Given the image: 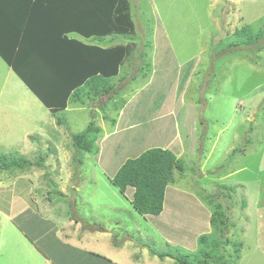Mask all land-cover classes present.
<instances>
[{"label": "rangeland", "instance_id": "obj_1", "mask_svg": "<svg viewBox=\"0 0 264 264\" xmlns=\"http://www.w3.org/2000/svg\"><path fill=\"white\" fill-rule=\"evenodd\" d=\"M129 1L140 45L118 78L108 80L115 88L112 99L93 113L86 105H71L57 115L63 122L58 125L0 59V156L34 161L38 155H48L43 169L0 173V264H43L39 262L43 256L23 236L21 228L29 227V218L56 224L61 219L60 227L69 219L81 220L80 232L89 231L84 223L112 226L116 240L133 237L134 243L126 245L123 255L139 257L140 264H173L152 257L145 244L186 254L193 263L200 259L197 239L203 234L196 233L187 245L167 243L151 224L153 219L146 222L130 205L132 189L123 195L111 185L121 161L106 167L107 160L77 153L72 147L71 135L82 132L87 122L97 127L104 114L109 130L124 108L127 119L136 125L151 128L156 124L149 110L166 130L177 124L186 168L182 175L175 172V184L169 185L167 195L171 188L181 190L190 195L184 199H192L194 206L200 201L210 214L212 206L203 196H217L228 217L224 237L229 242L211 253L214 260L209 264H264V39L249 47L217 44L244 25L255 31L264 18V0ZM155 33L158 37L163 33L179 68L157 58L153 63ZM173 72L190 76L181 90ZM188 206L193 208L191 203L184 204L180 213L193 214L192 209L186 211ZM178 222L179 227L188 226ZM208 228L205 234L211 233ZM219 237L214 235L216 241L223 238Z\"/></svg>", "mask_w": 264, "mask_h": 264}, {"label": "trees", "instance_id": "obj_2", "mask_svg": "<svg viewBox=\"0 0 264 264\" xmlns=\"http://www.w3.org/2000/svg\"><path fill=\"white\" fill-rule=\"evenodd\" d=\"M135 30L129 0H0V59L55 118L65 109L66 99L61 101L60 107H53V103L45 99L47 97L38 85V82L46 80L45 60L38 59V48L24 45L33 40L38 41V33L45 32L77 33L86 38L95 36L101 44L106 36L110 37L111 42L118 37L130 39L135 35ZM262 39H264V18L255 31L252 26L244 25L217 44L224 46V41L226 43L224 47L228 48L249 47L260 43ZM73 43L81 47L80 42L73 41ZM83 47L81 51L84 53L78 54L80 69L75 72L76 75L72 79H75L72 81L73 89L71 90L73 92L69 98H66L69 102L81 105L85 101L92 102L102 97L112 99L115 88L113 84L108 83V80L118 78L120 69L134 57L136 44L129 41L126 44L120 43L105 49L99 45H86L85 51ZM261 48L258 47L259 50ZM40 56L43 57V55ZM51 62L54 64V61ZM56 122L58 125L63 124L58 118ZM93 123H88L82 132L71 135V145L77 153L93 155L99 153L97 139L101 129L98 126L95 127ZM47 157V154L38 155L36 160L32 161L24 156L1 155L0 173H20L32 167L43 169ZM185 168L184 162L176 158L171 151L153 148L146 150L136 158L127 159L118 168L110 183L123 195L129 188L133 189L130 204L134 211L143 217H155L162 212L167 186L175 183V172L182 174ZM50 186L53 185L50 184ZM217 199L215 194L203 196L202 199L212 206L209 217L211 233L203 234L197 239L201 246L197 253L201 256L199 260L193 263L186 254L159 251L145 244L149 254L161 260L170 258L174 264H209L214 260V255L212 256L211 253L229 242L224 237L228 227V217L217 203ZM27 220H29L27 224L30 228L35 226L34 218ZM21 229L26 238L31 240L28 230ZM216 234H220L219 239L223 238L216 241L214 239ZM47 254L51 255L50 252ZM85 255L111 264L110 261L98 255L92 253ZM44 256L48 257L45 253ZM223 256L221 253L219 259H223ZM67 262L70 263L72 260L65 259L59 263L53 261L54 264H67Z\"/></svg>", "mask_w": 264, "mask_h": 264}, {"label": "crops", "instance_id": "obj_3", "mask_svg": "<svg viewBox=\"0 0 264 264\" xmlns=\"http://www.w3.org/2000/svg\"><path fill=\"white\" fill-rule=\"evenodd\" d=\"M59 23L61 24V22ZM37 37L39 38L38 41L33 40L24 46H33L35 48H38V59L43 58L45 60L44 73L46 76V80H41L42 82H38V84L41 87L43 94L47 97L45 99L53 103V107L59 106L64 101V99H66V102H64L66 104L63 112L68 111L71 105H86L87 108H89V110L93 113L95 112V110L100 109L105 102L110 100L108 97H102L97 99L98 102L96 103L85 101L83 105L79 103L69 102L68 98L73 92L71 90V88L73 87L72 81L75 80L72 79L76 75L75 72L80 69V64L78 65V54L80 52H82V54L84 53L83 51H81V47H85L86 45H99L101 48L105 49L116 44H126L129 41H133L136 44V55V52L138 51V47L140 45V42H137L138 39L136 38V33L134 36H131L130 39L118 37L113 42H111L109 36H106L103 38L104 40L103 42H101V44L100 42H98V38H95V36L86 38L77 33H56L55 31L54 33H38ZM153 38V63L155 64L157 58L159 61H167L173 67L179 68L180 63L177 62L176 59H174L168 41L163 38V33H160L159 37L157 33H155ZM73 41L80 42L79 44L81 45V47H79L77 43H73ZM40 55H43V57ZM51 55L54 56L51 57ZM168 58L170 61H168ZM51 61H54V64ZM173 73L177 78L176 83L178 81V83L181 84V87H179V89L181 90L183 88V85H186L188 83L190 76H188V74L182 75L175 72ZM133 79L134 78L132 77L131 80ZM119 80L121 81L122 79L120 78ZM69 91H71L70 94ZM100 100L104 101L100 103ZM46 110L49 112L47 108ZM78 110L80 109L78 108ZM117 115L118 116L116 121L114 120L111 122V129H109L110 131L106 127L107 122L105 123V120L107 118L104 114L99 116L97 121L98 127H100L101 129V133L99 134V137L97 139L99 145V153L97 154V156L99 160H103V162L105 163L106 161L104 160H107L106 167H108L109 165H113L116 161H121L118 166L119 168L127 159L136 158L146 150H150L153 148L169 150L176 156V158L181 159V156L185 152V145L182 139L179 140L180 137L178 135V130L175 129V126L177 127V124H170L169 131L168 129L166 130L163 126V123L158 122L159 118L156 117L157 114H155L151 110H149L148 115L150 117L154 116V121H156V124L151 128H146L145 125H136L135 122L127 119L128 117L126 115L125 108L122 109ZM102 146L103 149L101 148ZM122 157L123 160H120V158ZM117 170H115V173ZM168 188L169 186H167L166 192ZM184 198H190V195L181 190L171 188L168 192V195L165 193L161 214L155 217H151V219H153L151 224H155V229L157 230V232L165 236L166 241L169 244L174 243L179 245H187L189 243L188 241L194 240L196 233H208L206 231H208L209 229V208L205 204H202L200 201L196 200V205L194 206L192 199L186 200ZM187 203L193 204V208H190V206H188L186 209V211L192 209L193 214H191V212L189 211L185 213L187 214L186 216L185 214L180 213V207ZM195 207L198 211H196ZM144 219L146 222L150 221V217L146 216L144 217ZM60 221L61 219H59L58 224H56L54 221L44 223L36 221L35 226H31V228L34 227L33 229H31L30 227L25 228L30 234V237H28L31 240L29 241L31 243L33 242L35 249L43 256V259L39 262H42L43 264H54L53 261L59 263L67 259L72 260V262H67V264H109L85 255L86 253H92L105 258L106 260L110 261L111 264L141 263L139 257L136 259H133L132 257L128 259L125 254L123 255L127 248L126 245L128 244L129 246H132L131 244L134 243L133 237H128L127 235H125L122 238H118L116 240L112 231V226L110 229L106 226L88 227L89 225H85L86 223H84L83 226H87V229L89 231L80 232V230H78L77 228V223L79 222V225L80 223H83L81 220L79 221L69 219L66 225H63L62 227H60ZM178 221L186 222V225L188 226H184V228L179 227ZM198 222L200 228L197 226ZM25 223L27 224L28 222L26 221ZM68 223L72 225L67 226ZM115 226H118L117 228L121 229L120 222L118 223L117 221H115ZM137 228L138 227L136 226L135 229ZM92 233H101V235L92 238L90 236ZM23 236L25 237V239H27L24 235V232ZM47 237L48 240H41V238ZM130 240H132V242ZM135 245L137 246V244ZM26 249L28 250V252H30L29 248ZM46 251L50 252L51 255H48ZM44 253L48 257L44 256ZM121 254L122 257L120 256ZM33 258L37 259L35 256H33ZM166 259L170 260L174 264V261L172 259ZM164 260L165 259L161 261L164 262Z\"/></svg>", "mask_w": 264, "mask_h": 264}]
</instances>
